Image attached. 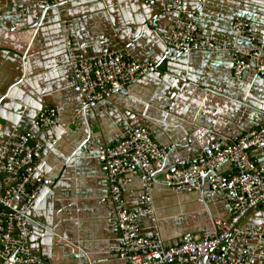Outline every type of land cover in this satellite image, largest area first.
<instances>
[{
    "label": "crops",
    "instance_id": "crops-1",
    "mask_svg": "<svg viewBox=\"0 0 264 264\" xmlns=\"http://www.w3.org/2000/svg\"><path fill=\"white\" fill-rule=\"evenodd\" d=\"M169 1L0 0V126L4 138L27 132L44 145L34 177L43 193L30 212L31 248L48 264H128L118 254L117 212L99 155L135 128L152 131L167 152L151 183L155 213L137 222L143 235H158L173 247L186 234L211 238L217 222L233 219L229 202L212 195L207 180L176 191L163 178L214 143H235L264 126V75L248 71L238 80L231 49L182 53L169 39L183 17L198 24L200 38L239 50L258 45L264 56V0H182L181 12L166 13ZM239 21L250 27L242 39L234 32ZM67 41L80 58L126 51L153 70L92 109L74 83ZM50 109L58 124L44 131L38 119ZM251 154L264 164V150ZM218 173L235 170L224 164ZM121 188L126 209L138 210L145 192L140 174L126 175ZM241 225L263 230L264 206ZM247 246L239 239L229 257L239 259Z\"/></svg>",
    "mask_w": 264,
    "mask_h": 264
},
{
    "label": "built area",
    "instance_id": "built-area-1",
    "mask_svg": "<svg viewBox=\"0 0 264 264\" xmlns=\"http://www.w3.org/2000/svg\"><path fill=\"white\" fill-rule=\"evenodd\" d=\"M49 1L51 5L57 4V0ZM140 1L148 5L156 0ZM182 9V0H170L164 11L172 13ZM249 31V25L241 21L234 26L238 39L246 37ZM66 46L74 83L92 109L103 108L113 93L125 90L153 70L150 64L136 61L126 51L83 59L71 41H67ZM169 47L182 53L231 49L235 54L233 74L236 79H241L248 71L264 75L260 46L239 50L200 38L198 24L183 17L178 18L170 33ZM57 124L58 116L53 109L44 111L38 119L44 131L54 130ZM255 149L264 150V126L243 135L235 143L216 142L186 167L164 175V183L176 191L201 188L207 180L211 194L222 195L234 213L231 222H217L215 236L198 238L186 234L179 245L166 247L160 236L143 235L137 222L155 213L151 183L158 166L165 164L167 152L147 128L132 129L116 144L102 148L99 157L106 167L110 200L117 212L119 256L128 264H264V249L259 247L264 243V229L241 225L250 211L264 206V164H259L252 156ZM43 161L44 145L37 135L18 132L4 138L0 126V264H48L34 255L31 248L30 212L43 193V186L34 184V177ZM224 164L232 165L235 173L230 176L218 173V168ZM132 173H139L145 186L141 207L136 211L126 209L121 188V180ZM239 239H245L248 246L242 256L234 260L229 257V251ZM251 241H257L255 247L249 246Z\"/></svg>",
    "mask_w": 264,
    "mask_h": 264
},
{
    "label": "rangeland",
    "instance_id": "rangeland-1",
    "mask_svg": "<svg viewBox=\"0 0 264 264\" xmlns=\"http://www.w3.org/2000/svg\"><path fill=\"white\" fill-rule=\"evenodd\" d=\"M200 31V30H199ZM146 76V75H145ZM144 77V76H143ZM142 78V77H141ZM141 78H139V79H141ZM167 160V159H166Z\"/></svg>",
    "mask_w": 264,
    "mask_h": 264
}]
</instances>
